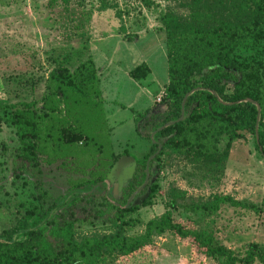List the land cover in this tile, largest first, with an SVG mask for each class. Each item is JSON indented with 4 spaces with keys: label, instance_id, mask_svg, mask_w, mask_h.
<instances>
[{
    "label": "rangeland",
    "instance_id": "obj_1",
    "mask_svg": "<svg viewBox=\"0 0 264 264\" xmlns=\"http://www.w3.org/2000/svg\"><path fill=\"white\" fill-rule=\"evenodd\" d=\"M165 5V0H0V106L48 115L39 121L37 162L41 180L46 182L43 189L50 199L63 194L65 202L89 182L91 186L100 181L113 157L123 151L137 161L148 151L145 122L152 124L151 116L156 113L157 99L166 82L164 33L160 24ZM175 10L186 14V7ZM259 49L264 71V42L261 47L241 50L237 59L258 57ZM87 59L93 62L96 81L83 94L67 89L56 94L53 87H45L50 70L61 66L71 72ZM140 60L151 71L152 83L143 86L147 94H137L125 77L127 70ZM61 128L80 135L84 141L62 143L58 133ZM13 132L2 120L0 110V185L7 184L11 171L19 166L12 156L17 146ZM146 169L156 190L149 203L143 205L147 196L125 218V236L142 234L144 224L163 213L168 198L178 204H201L227 195L255 205L258 212L221 204L207 216L178 210L172 212V219L211 234L218 243L238 254L247 243L264 246V162L255 152L250 135L234 141L222 162L171 156L166 164L152 162ZM26 173L32 178L36 176L34 171ZM78 185L84 187L74 191ZM92 189L91 194L98 195L94 201H101L104 187L96 192V188ZM5 190L11 193L10 188H0V231L13 224L8 213L14 201L10 199L9 205L3 206L7 199L2 194ZM78 197L73 206L63 213L59 211L65 220L73 222L74 232H112L107 222H101L105 215L101 219L92 217L95 213L81 208L83 197ZM112 197L107 195V200L117 203L116 206L126 198ZM17 200L22 201L21 194ZM99 264L217 263L196 252L188 240L165 231L134 253L111 255Z\"/></svg>",
    "mask_w": 264,
    "mask_h": 264
},
{
    "label": "trees",
    "instance_id": "obj_2",
    "mask_svg": "<svg viewBox=\"0 0 264 264\" xmlns=\"http://www.w3.org/2000/svg\"><path fill=\"white\" fill-rule=\"evenodd\" d=\"M165 1L160 24L164 33L166 82L156 113L151 116L152 124L145 122L148 127V151L137 161L135 183L129 186L128 193L143 181V169L149 168L152 162L163 165L171 156L205 162L218 159L222 162L232 143L247 134L252 138L255 152L264 162L262 51L259 49L258 57L244 60L236 56L246 47H261L264 42V0ZM181 7H186V14L175 10ZM127 74L132 80L139 81L146 77L148 69L141 62ZM94 80L93 62L87 59L71 72L61 66L53 68L47 74L45 87L49 90L53 87L56 94L67 89L80 95ZM191 90L194 91L189 93ZM187 93L183 117L175 122L179 117L180 103ZM253 103L259 107L257 121ZM11 107L0 106V110L2 120L14 131L17 146L12 156L15 161L18 160L14 163L19 166L16 171H11L10 181L0 185V188L11 190V193L6 190L2 193L7 197L3 206L7 207L10 199L14 201L8 213L13 217V224L9 229L0 231V264H99L111 255L132 254L153 236L165 231L188 240L196 252L215 260L217 264H264L263 245L247 243L243 252L238 254L218 243L211 234L185 227L172 219V212L178 210L207 216L221 204L258 212L255 205L227 195L215 196L201 204H178L168 198L160 217L148 220L142 234L132 237L125 236L122 227L127 225L125 218L138 207L131 203L124 207L127 193L119 206L108 201L107 196L101 197L100 203L95 202L90 192L94 183L90 186L89 182L85 188L84 185L73 188L74 191L83 189L73 192L65 202L63 194L50 199L43 189L46 182L43 184L41 180L37 162V154L40 153L37 148L39 121L40 117L47 118L48 115L11 111ZM167 122L174 123L155 132L150 140L149 134ZM58 133L64 144H82L85 139L62 128ZM158 145L159 152L145 165ZM122 154L126 155V152ZM118 156H114L112 161ZM26 171H34L36 176L32 178ZM47 186L50 185L47 183ZM155 190L156 183H152L143 205L149 203ZM20 194L22 201L17 200ZM78 195L83 197L79 203L83 204L81 208L95 213L92 215L95 218L101 219L105 215V220L101 222H107L113 228L112 232L93 235H77L74 232L73 222L65 220L59 213L77 203Z\"/></svg>",
    "mask_w": 264,
    "mask_h": 264
},
{
    "label": "water",
    "instance_id": "obj_3",
    "mask_svg": "<svg viewBox=\"0 0 264 264\" xmlns=\"http://www.w3.org/2000/svg\"><path fill=\"white\" fill-rule=\"evenodd\" d=\"M196 90V89H194ZM194 90H191L189 93L193 92ZM185 94L181 103H180V110H179V117L175 122H178L182 119L183 117V103H184V99L187 97V95L189 94ZM256 107V121L258 119V115H259V107L253 103ZM174 122H167L164 123L162 126L158 127L156 130L152 131L149 134V139H152V136L155 132L162 130L164 127H167L169 125H172ZM256 126V124H255ZM255 142L257 143V139L255 136ZM160 150V145L157 146V150L147 158L145 165H147V162L149 160H151ZM135 164V160L134 158L127 156V155H121L119 156L110 166V169L108 170V173L106 174V179H116V183L114 184L111 193L112 196L115 197L119 194L120 191V187L122 185V182H125L127 178L130 177L133 167ZM145 173H146V167H145ZM147 195V193L143 196V198H145ZM143 198L139 200V203H141L143 201ZM128 201H126V204L124 205V207H126ZM136 203L138 202H133L132 205H136Z\"/></svg>",
    "mask_w": 264,
    "mask_h": 264
},
{
    "label": "flooded vegetation",
    "instance_id": "obj_4",
    "mask_svg": "<svg viewBox=\"0 0 264 264\" xmlns=\"http://www.w3.org/2000/svg\"><path fill=\"white\" fill-rule=\"evenodd\" d=\"M119 156H121V155H119ZM118 156V157H119ZM117 157V158H118ZM117 158H115V160L117 159ZM114 160V161H115ZM134 160H135V164H134V167H133V170H132V173H131V175H130V177L129 178H127L126 179V181L125 182H122V185H121V187H120V191H119V194L117 195V196H115V197H112V193H111V190H112V188H113V186H114V184L116 183V179H106V174L108 173V170L110 169V166L112 165V163L114 162V161H111L110 162V165H109V168H108V170H107V172L105 173V175H104V177H103V179H101L100 181H97L96 183H94L93 184V186L91 187V189L93 188H96V190H94L95 192L97 191V190H99V188L102 186V187H104V194H103V196L105 197V196H107L109 193H110V196L112 197V198H115V199H117V200H119V198L121 197V196H123V195H125L126 193H127V198H126V200H125V203H126V201H128V203L127 204H129V203H131V205H132V203L134 202V201H136V202H138L139 203V200L140 199H142L143 198V196L147 193V195H146V197L147 196H149V187L151 186V184L153 183V178H150V177H148V175H147V173H145V168L143 169V171H144V177H143V181L142 182H140V184H138L137 186H134L133 188V190L131 191V192H129L128 193V188H129V186L130 185H132V183H135L134 182V175H135V171H136V169H137V159L134 157ZM147 170V169H146ZM90 189V190H91ZM92 189V190H93ZM92 193V192H91ZM98 195H96V193H93V198L95 199L96 197H97ZM145 197V198H146ZM145 198H143V200L145 199ZM143 202V201H142ZM141 202V203H142ZM114 204H117V203H114ZM117 206H119V204L117 205ZM127 206V205H126Z\"/></svg>",
    "mask_w": 264,
    "mask_h": 264
},
{
    "label": "crops",
    "instance_id": "obj_5",
    "mask_svg": "<svg viewBox=\"0 0 264 264\" xmlns=\"http://www.w3.org/2000/svg\"><path fill=\"white\" fill-rule=\"evenodd\" d=\"M125 60H126V59H125ZM141 62H143V63L146 65L147 69H148V74L146 75V77H145L143 80L134 81V80H132V79L128 76V74H127L125 77H126L128 83H129L131 86H133V87L135 88V90L137 89V94H138V93H141V92H144V94H147L148 91H147V90L145 89V87H143V86L148 85V87H149V84L152 83V80H151V78H150L151 71H150V69H149V67H148V65H147L146 62L140 60L139 63H141ZM139 63H137V64H135V65H132V66L130 67V69H132L134 66L138 65ZM130 69H128L127 72H128Z\"/></svg>",
    "mask_w": 264,
    "mask_h": 264
},
{
    "label": "built area",
    "instance_id": "obj_6",
    "mask_svg": "<svg viewBox=\"0 0 264 264\" xmlns=\"http://www.w3.org/2000/svg\"><path fill=\"white\" fill-rule=\"evenodd\" d=\"M161 94H162V93H161ZM161 94H160V97H161ZM160 97H159V98H160ZM159 98L157 99L158 101H159Z\"/></svg>",
    "mask_w": 264,
    "mask_h": 264
}]
</instances>
